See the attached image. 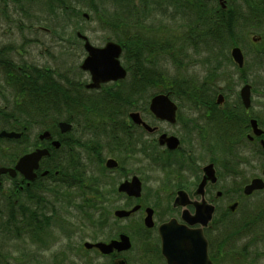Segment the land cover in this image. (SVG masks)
Returning a JSON list of instances; mask_svg holds the SVG:
<instances>
[{"label": "flooded vegetation", "instance_id": "1", "mask_svg": "<svg viewBox=\"0 0 264 264\" xmlns=\"http://www.w3.org/2000/svg\"><path fill=\"white\" fill-rule=\"evenodd\" d=\"M216 3L221 8L218 0ZM82 16L88 18L86 13ZM17 27L22 38L24 26ZM60 28H44L45 33L64 45L59 48L57 61L44 66L23 58L20 49L12 48L13 43L7 37L8 34L14 36V33H10L9 28L0 34V133L19 134L17 137L0 135V154L9 160L0 166L13 168L22 155L36 149L47 151L33 170L35 176L32 180L23 177L19 171L13 175L0 174V192L3 194L2 185L8 181L6 192L13 203L21 199L32 201L30 196L39 191L43 195L49 194L38 189L49 182H64L71 187L73 199L82 208H100L108 204L112 207L110 219L106 217L92 222L84 216L92 228L108 231L110 237L102 242L125 235L130 243L126 250L113 249L108 254L100 253L95 247L83 246L85 249L110 257L111 264H115L119 257L129 264L126 253L131 250L135 236L139 240L135 257L138 264H167L161 253V224L173 219L186 229L198 227L199 224H187V212L193 214L195 204L203 199L213 207L211 220L202 228L206 238L207 232L214 233L229 218L226 209L233 213L243 198L264 189L243 193L252 179L260 178L264 182V86L255 88L254 80L249 78L254 76L256 64L259 70L264 68V48L262 54L252 53L247 66L241 48V65L230 55L236 67L234 74L238 86L227 84L222 90L214 86L216 81L211 77L219 70L218 47L208 46L204 50L208 56L203 58L206 74L200 86L187 88L186 78L180 94L170 82L165 85L166 73L159 71L160 55L171 59V49L161 50L157 44L147 41L90 40L79 25L72 23L62 24ZM122 34L127 35L126 26ZM82 36L96 48H102L110 41L119 44L118 59L125 70L124 77L90 87L91 73L81 66L88 54ZM23 38L28 39L25 42H38ZM260 38L259 35L253 36V43L260 42ZM32 83L43 85L41 108L44 114L35 119L28 110L23 119L17 118L15 109L28 101L21 98L16 105V88L23 85L26 91H30ZM244 85L248 86L247 105L241 96ZM157 95H166L174 104L173 121L160 119L150 110L151 99ZM181 97L184 98L183 104L179 102ZM53 111L55 118H52ZM252 120L262 131L258 136L253 133ZM225 127L234 128L226 142ZM169 137L177 140L173 148L167 142ZM206 166L213 170L215 180L206 177L199 194L196 190L206 175ZM242 167H256L261 175L250 174L241 181L246 176L241 174ZM222 172L233 178L232 185H222ZM150 181L154 183L145 194L146 183ZM134 183H138L139 194H135ZM121 184H126L125 189H119ZM131 209L134 210L126 216L115 214ZM146 209H151L150 226L145 224ZM183 212H186L184 218ZM185 245L187 250V240ZM185 259L187 264V254Z\"/></svg>", "mask_w": 264, "mask_h": 264}, {"label": "rangeland", "instance_id": "2", "mask_svg": "<svg viewBox=\"0 0 264 264\" xmlns=\"http://www.w3.org/2000/svg\"><path fill=\"white\" fill-rule=\"evenodd\" d=\"M7 6L5 8L0 1V34L3 35V30L7 28L11 30L10 33H14V36L8 34L7 38L10 43H13L12 48L14 50L20 49L23 52V58L25 57L39 66H44L46 63H55L63 42H58L55 37L52 38L51 34L45 33L44 28L61 29L60 25L63 24L61 19L49 14L37 0H18V3L8 1ZM82 13H89V11L85 9L81 11L80 16L73 18L72 25H79L82 32L90 40L103 41L111 39L115 41L113 39L116 34L115 29H111L109 26L105 27L95 18L91 20L90 16L82 19ZM18 25L24 26V36L22 38L20 37V32H17V29H19ZM144 26L152 27L150 33L145 31L150 39L147 42L150 44L164 42V45H177L181 48V51L175 54L179 63H176L172 57L170 59L160 55L162 59L160 58L159 68L166 73L167 81L165 85L170 82L182 94L185 87L184 81L187 78V88L190 86L199 87L201 80L206 74L203 58L208 56L204 52L208 47V40H199L195 48H191L189 41L187 44V20L184 18L182 20L178 17L173 20L165 16L162 18L158 16L153 19H147L144 22ZM241 30L236 35L238 39L236 40L235 38L236 41H233L235 45H232L233 43L230 45L228 43L217 45L216 54H218L219 70L215 72L216 75L211 77L216 81L214 86H219L222 90L226 88L227 84L230 87L238 86L237 76L234 74L236 67L230 59V49L233 46L241 48L245 55L246 65V63L249 64L253 54H262V49L264 48V26L259 29ZM258 35L262 36L260 42L253 43L252 37ZM23 37L35 39L38 42H25L28 39ZM44 48H47V50L44 51ZM172 51L173 53L177 52L174 49ZM254 67L255 69L257 68L254 76L249 78L254 80L255 88L263 87L264 85L259 86L258 84L264 83V68L259 70L257 64ZM179 102L183 104L184 98H179ZM262 127L264 129V125ZM233 130V127L224 128V142L231 138L232 134L229 133H232ZM255 148L258 151L259 145L257 144ZM3 160L5 159L2 158ZM256 167H258L257 163ZM256 167L246 169L242 167L243 172L241 174L246 176L242 177L241 181L250 174L260 176V170ZM225 173L222 172L221 181L224 187L232 185L233 181V178ZM158 175L161 176L160 171ZM153 183L152 181L146 183L145 194ZM2 188L3 194L0 192V264H111L110 257L102 256L95 250H87L83 247L85 241H106L110 235H108L107 230L103 232L94 227L92 228L86 219L87 217H84V209L74 199V202L70 205L63 203L65 197L73 198L72 192L62 193L61 204L55 201V196L48 197L51 205L48 211H50L52 219L48 225H44L42 229H39L37 226L27 223L25 218L21 219L20 211L16 212V209L14 210L16 218L14 220L8 219L10 209L8 202L11 200L6 192L8 181L4 182ZM93 209L90 208L92 211L90 217L92 222L99 221L101 218H112V207L109 204L106 207L97 208L99 209L98 212ZM221 209L223 210L222 207ZM226 211L229 213V218L225 220L226 222L219 225V231L214 230V233H206L207 241L210 240L211 242L210 246L208 241L209 256L210 253H213L216 264H264V189L247 198H243L233 213H230L228 209ZM244 221L248 222V225L242 230L240 236L236 235L231 238L218 253L219 249H217V246L220 244L223 234L221 230L224 225L233 224V227H236L243 224ZM244 245H246L245 252L240 253L239 250H242ZM138 247L139 240L134 236L132 248L126 253V259L128 258L130 261L129 264H138L135 259L138 255ZM223 250L230 251L229 253L233 251V253L224 255ZM145 258L149 257L145 256Z\"/></svg>", "mask_w": 264, "mask_h": 264}, {"label": "trees", "instance_id": "3", "mask_svg": "<svg viewBox=\"0 0 264 264\" xmlns=\"http://www.w3.org/2000/svg\"><path fill=\"white\" fill-rule=\"evenodd\" d=\"M4 7L7 8L8 1L18 3V0H0ZM33 1V0H32ZM44 6L49 14L55 15L61 19L63 24H69L73 22V18L80 16V12L84 9L89 11L88 16L91 20L95 18L105 27L109 26L111 29H115L116 34L113 39L122 43L125 40L130 41H150L149 37L145 33L151 32L152 27L144 26V22L149 18L155 17H167L181 18L187 20V44L194 47L199 40H208V46H217L218 44L230 45L236 38L238 31L243 29H259L264 26V0H228L225 4V8L222 9L215 7L216 0H37ZM214 3V4H213ZM83 7V8H82ZM14 8H16L14 6ZM172 8V9H171ZM6 10V9H4ZM3 10V11H4ZM83 19V16H81ZM127 28V35L122 34L123 27ZM150 27V28H149ZM147 29V30H146ZM242 31V30H241ZM262 38V36H261ZM238 38H236L237 40ZM264 39V36H263ZM235 40V41H236ZM163 43V45H162ZM161 50H175L172 59L178 62L175 54L180 52L181 48L177 45L167 44L164 42H157ZM218 45V46H220ZM232 45H235L233 43ZM160 72L161 69H159ZM182 82V81H181ZM180 82V83H181ZM186 79L184 81V84ZM183 83V82H182ZM55 87V84L53 83ZM30 91H26L23 85L17 86L15 92L16 105L19 99L25 98L28 102L21 106V108L15 109V116L23 119V114L30 110V114L35 119L40 118L44 113L41 108V96L43 85L40 83H32ZM26 93V94H25ZM26 108V110L24 109ZM52 118H55V112H51ZM1 149V145H0ZM2 154H0V163L7 162L8 159L2 161ZM58 178V177H57ZM56 178V179H57ZM42 188L43 192H50L43 195L42 191H39L30 196L32 201L21 199L17 203H13L11 200L8 202L9 218L15 219L14 210L20 211V218H25L27 223L37 226L42 229L44 225H48L52 219L48 208L51 206L48 197L55 196V201L58 204L62 202L63 192H72L71 187H68L64 182H49L46 186L38 187ZM27 192V189H25ZM65 190V191H64ZM9 198V197H8ZM11 199V198H9ZM63 202L65 205H70L74 202L73 198H66ZM31 202V203H29ZM51 208V207H50ZM84 209L85 217L91 219V210L86 207ZM94 211H97V207H94ZM7 219V221H8ZM226 222V221H224ZM223 223V222H222ZM229 224V223H228ZM248 222L244 221L236 227L233 224L224 225L222 228V238L220 244L217 246L221 251L223 246L230 241L231 238L242 233ZM219 231V230H218ZM210 234V233H209ZM209 244L211 246L210 240ZM246 245L239 250L240 253L245 252ZM234 249V248H233ZM232 249V250H233ZM235 251V250H234ZM230 251L223 250L224 255H229ZM235 254V253H234ZM210 258L214 259L213 253H210Z\"/></svg>", "mask_w": 264, "mask_h": 264}, {"label": "water", "instance_id": "4", "mask_svg": "<svg viewBox=\"0 0 264 264\" xmlns=\"http://www.w3.org/2000/svg\"><path fill=\"white\" fill-rule=\"evenodd\" d=\"M221 4V8L225 7L223 3L224 0H218ZM85 40L84 47L88 54L85 57L82 68L90 71L92 83L90 87L97 86L100 82L115 80L117 78H122L125 75V70L121 67L119 63L118 56L120 54V46L115 42H108L102 48H96L92 46L85 36H82ZM230 55L232 60L241 65L242 64V53L239 47L235 46L230 50ZM242 99L245 105L248 104V86L244 85L241 91ZM150 110L156 114L160 119H166L173 121L174 115V104L167 98L166 95H157L151 99ZM63 124H60L62 126ZM251 127L253 133L258 136L262 133L261 129L257 127L254 120L251 121ZM1 136L5 137H17L19 134L14 132L0 133ZM163 137V136H161ZM169 147H174L177 145V140L174 137L167 138ZM262 145L264 143L262 142ZM47 154L45 149H36L35 151L22 155L16 162L13 168L0 166V174L8 173L9 175L15 174L19 171L23 177L28 180H32L35 176L33 172L37 168L39 159ZM206 175L203 180L199 183L196 193H202V187L205 183V178L208 177L211 181L215 180L213 175V170L210 166L204 168ZM131 185V184H128ZM138 183L133 184V188H136L135 194H139ZM126 184H121L120 190L125 189ZM264 188V182L260 178H254L250 181L248 185L244 187L243 193L250 194L253 190H260ZM233 209V205L231 206ZM120 210L116 211L118 216L129 215L131 211ZM145 224L150 226L151 223V209H146ZM184 213L182 217L184 218ZM213 213V207L207 204L203 199L200 203L195 204L193 214L187 212V224L190 226L194 224H199L196 228H185L181 224H177L175 220L171 219L166 223L159 226V234L161 237V253L166 259L167 264H185V256L187 254V264H214L208 257L207 251V241L203 235L202 228L207 226L208 222L211 220ZM187 240V250L185 242ZM85 248L95 247L100 253L108 254L113 249L116 251H122L129 248V239L125 235H120L118 239L111 240L109 242L98 241L95 243H90L85 241L83 243ZM115 264H126L122 257L115 259Z\"/></svg>", "mask_w": 264, "mask_h": 264}]
</instances>
